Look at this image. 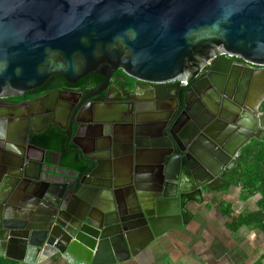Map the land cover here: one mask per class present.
I'll list each match as a JSON object with an SVG mask.
<instances>
[{
    "label": "water",
    "instance_id": "obj_1",
    "mask_svg": "<svg viewBox=\"0 0 264 264\" xmlns=\"http://www.w3.org/2000/svg\"><path fill=\"white\" fill-rule=\"evenodd\" d=\"M212 48L224 55L205 76L222 84L228 77L226 87L213 84L232 101L226 112L189 108L183 90ZM255 65L264 69V0H0V97L20 96L52 74L75 82L98 72L102 88L122 67L151 86V98L181 104L176 113L153 105L139 114L140 158L116 186L102 181L122 174L114 164L110 174L101 169L104 148L86 174H71L44 161L52 151L30 141L34 129L0 135L8 143L0 160V258L111 264L186 225L197 205L229 185L242 148L264 143V73ZM145 147L160 156L145 158Z\"/></svg>",
    "mask_w": 264,
    "mask_h": 264
},
{
    "label": "flooded vegetation",
    "instance_id": "obj_2",
    "mask_svg": "<svg viewBox=\"0 0 264 264\" xmlns=\"http://www.w3.org/2000/svg\"><path fill=\"white\" fill-rule=\"evenodd\" d=\"M219 52L217 49H209L201 57V60L195 61L196 64H199L205 56L209 55L199 73L189 80L182 81L189 108L190 104L194 105L195 103L197 105L194 106L201 105L203 108H207L210 113L215 110L226 112V109L230 108L232 101L213 86L214 83H217L221 87H226L228 77L222 84L218 75H213L212 78L205 76L212 62L220 55H224ZM230 57L236 66L241 62L237 57ZM257 70L264 73L263 68H257ZM98 77H102V79L97 81ZM104 79L105 77L101 73L89 72L75 82H68L63 76L52 74L43 84L27 90L20 96L0 97V135H8L13 131H22L26 128L34 129L35 131H32L30 135V141L52 151V155L49 152L44 161L54 162L58 170L64 171L63 167L58 166L62 163L71 174L76 170L79 171V174H86L89 171L88 167L91 165L92 158L99 157L98 149L104 148V156L99 157L101 169L110 174L112 164H114L122 174L119 178L102 181L116 186L120 181L126 179L123 172L134 168L137 165L136 159L140 158V154L136 153L137 147L133 144V134L140 129L143 110L149 112V108H152L153 105H160L162 108L164 107L163 111H168L172 105V110L176 113L181 104L177 100L173 101L172 97L151 98V86L138 82L126 74L122 67L113 70L108 83L99 88ZM98 88L100 89L98 92L87 95ZM213 105L218 108L215 109ZM47 109H51L49 119L52 121L49 122L46 120ZM181 111L177 115V123H181V117H179ZM139 114L141 115L139 116ZM170 121L171 118L167 120V123ZM159 122L160 120L155 125H158ZM46 132H56L59 138L55 143L49 145L37 137V135H44ZM111 146L114 148V155L108 154L106 151ZM5 148H8V143L0 139V160L6 156ZM140 149L148 150L144 157L148 156L149 160L154 161L160 156L156 148ZM244 151L245 149L237 154L238 162ZM34 154L37 158L40 157V152ZM51 166L49 164V167ZM66 178H71L69 182L72 181L71 176L66 175ZM92 179L90 178L89 181ZM123 189L131 193L129 187ZM104 199V205L106 203L109 205L111 199L107 197Z\"/></svg>",
    "mask_w": 264,
    "mask_h": 264
},
{
    "label": "crops",
    "instance_id": "obj_3",
    "mask_svg": "<svg viewBox=\"0 0 264 264\" xmlns=\"http://www.w3.org/2000/svg\"><path fill=\"white\" fill-rule=\"evenodd\" d=\"M259 143L254 139L242 150ZM244 157L246 167L256 163ZM246 167L242 178L231 171L229 185L197 205L186 225L165 232L136 255L111 264H264V187L246 184ZM36 264L80 263L43 257Z\"/></svg>",
    "mask_w": 264,
    "mask_h": 264
},
{
    "label": "trees",
    "instance_id": "obj_4",
    "mask_svg": "<svg viewBox=\"0 0 264 264\" xmlns=\"http://www.w3.org/2000/svg\"><path fill=\"white\" fill-rule=\"evenodd\" d=\"M102 77H98L97 81H100ZM39 139H42L49 143V145L55 143L59 138L56 132H46L44 135H37ZM244 156H249L251 160H255L256 163L250 167H246V161ZM248 168L247 182L249 187L255 188L258 185L264 187V143L258 150L253 146L248 147L243 154L240 156V161L234 168L235 174H238V178H242L241 174L244 169ZM245 176V175H244ZM0 264H16L14 261H7L6 259L0 258Z\"/></svg>",
    "mask_w": 264,
    "mask_h": 264
},
{
    "label": "built area",
    "instance_id": "obj_5",
    "mask_svg": "<svg viewBox=\"0 0 264 264\" xmlns=\"http://www.w3.org/2000/svg\"><path fill=\"white\" fill-rule=\"evenodd\" d=\"M262 222L264 223V209L262 210Z\"/></svg>",
    "mask_w": 264,
    "mask_h": 264
},
{
    "label": "rangeland",
    "instance_id": "obj_6",
    "mask_svg": "<svg viewBox=\"0 0 264 264\" xmlns=\"http://www.w3.org/2000/svg\"><path fill=\"white\" fill-rule=\"evenodd\" d=\"M76 262H78V261H76Z\"/></svg>",
    "mask_w": 264,
    "mask_h": 264
}]
</instances>
